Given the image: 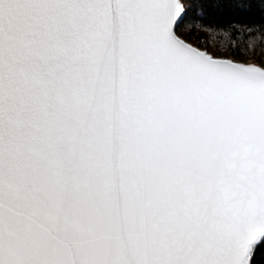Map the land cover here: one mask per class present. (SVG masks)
I'll return each mask as SVG.
<instances>
[{"label": "snow or ice", "instance_id": "snow-or-ice-1", "mask_svg": "<svg viewBox=\"0 0 264 264\" xmlns=\"http://www.w3.org/2000/svg\"><path fill=\"white\" fill-rule=\"evenodd\" d=\"M186 11L0 0V264H251L264 42L221 58Z\"/></svg>", "mask_w": 264, "mask_h": 264}, {"label": "trees", "instance_id": "trees-1", "mask_svg": "<svg viewBox=\"0 0 264 264\" xmlns=\"http://www.w3.org/2000/svg\"><path fill=\"white\" fill-rule=\"evenodd\" d=\"M186 15L177 32L186 40L213 53L235 59L246 48L259 51L264 42V0H182ZM199 39V44L197 40ZM264 57V52L259 53ZM251 264H264V240L254 249Z\"/></svg>", "mask_w": 264, "mask_h": 264}, {"label": "water", "instance_id": "water-1", "mask_svg": "<svg viewBox=\"0 0 264 264\" xmlns=\"http://www.w3.org/2000/svg\"><path fill=\"white\" fill-rule=\"evenodd\" d=\"M181 3H182V5H184L183 4V2H182V0H181ZM186 15V13L185 14H183V18H182V20L184 19V16ZM177 34H178V32H177ZM179 35V34H178ZM182 39H185L184 37H182L181 35H179ZM185 41L186 42H188V43H190V44H192L193 46H198V45H196V44H193L192 42H190V41H188V40H186L185 39ZM198 47H200V46H198ZM201 50H205V48H202L201 47ZM208 52H210V53H212L211 51H209L208 49H206ZM221 58H228V59H235V58H232V57H225V56H221ZM246 62H251V61H246ZM253 63H257V62H253ZM258 64V63H257ZM261 242V241H260ZM259 242V243H260ZM259 243H257L256 245H255V247L259 244ZM255 247H254V249H255Z\"/></svg>", "mask_w": 264, "mask_h": 264}, {"label": "rangeland", "instance_id": "rangeland-1", "mask_svg": "<svg viewBox=\"0 0 264 264\" xmlns=\"http://www.w3.org/2000/svg\"><path fill=\"white\" fill-rule=\"evenodd\" d=\"M213 53V52H212ZM226 57V56H225ZM233 58V57H232ZM249 61H254V60H249ZM254 62H256V61H254ZM258 63V62H257Z\"/></svg>", "mask_w": 264, "mask_h": 264}, {"label": "bare ground", "instance_id": "bare-ground-1", "mask_svg": "<svg viewBox=\"0 0 264 264\" xmlns=\"http://www.w3.org/2000/svg\"><path fill=\"white\" fill-rule=\"evenodd\" d=\"M254 61H251V62H249V63H253Z\"/></svg>", "mask_w": 264, "mask_h": 264}]
</instances>
